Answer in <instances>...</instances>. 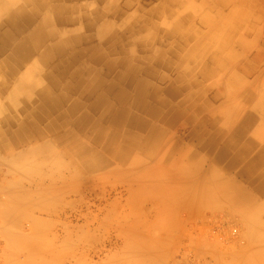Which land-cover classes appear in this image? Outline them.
I'll return each mask as SVG.
<instances>
[{
	"label": "crops",
	"instance_id": "1",
	"mask_svg": "<svg viewBox=\"0 0 264 264\" xmlns=\"http://www.w3.org/2000/svg\"><path fill=\"white\" fill-rule=\"evenodd\" d=\"M21 8L34 21L17 35L11 20ZM160 9L142 5L146 17L123 19L132 7H114L107 0H0V71L13 75L10 87L0 91V166L9 167L0 216L9 229L36 234V240L8 242L15 252L25 250L20 261L10 257L9 264H59L63 252L43 256L55 249L43 240L47 227L39 216L59 214L70 194L67 183L79 182L74 194L111 166L106 153L92 171L78 164L61 167L59 159L45 156L30 161L34 151H49L48 140L41 141L49 136H58L64 146L49 144L60 159L66 158L65 147L82 155L76 151L82 146L85 155L104 144L107 150L120 138L115 154L121 165L136 150L138 164L167 162L164 175L185 180L188 200L248 222L245 249L235 241L241 249L223 264H264V207L259 205L264 202V69L252 63L255 54L236 64L250 48L240 46L214 56L221 62L216 69L203 68L208 56L188 52L185 23L151 19ZM46 30L51 35L46 41L37 36L33 42L34 32ZM31 43L24 58L16 53L21 44L27 52ZM56 118L57 128L48 132ZM33 127L47 133L33 136ZM19 129L24 136H14ZM130 136L138 145L127 147ZM9 159L22 164L11 167ZM34 166L39 167L33 171Z\"/></svg>",
	"mask_w": 264,
	"mask_h": 264
},
{
	"label": "rangeland",
	"instance_id": "2",
	"mask_svg": "<svg viewBox=\"0 0 264 264\" xmlns=\"http://www.w3.org/2000/svg\"><path fill=\"white\" fill-rule=\"evenodd\" d=\"M107 2L118 8L128 4L132 7L130 12L123 14V19L129 14L146 17L139 11L140 7L154 4L161 11L155 14L156 17L151 16L152 20L185 23L182 33L188 30L191 35L188 39V52L193 51L199 54L198 57L208 56H204L205 59L201 61L203 68L216 69L221 62L214 61V56L221 52H233L240 46L242 51L245 47L250 48L236 64L247 63L249 57L255 54L252 63L264 69V0ZM228 37L229 45L223 47ZM58 138L49 136L41 141L48 140L49 144L64 147ZM132 138L126 137L127 147L138 145L136 139ZM39 139L34 138L33 142ZM78 140L82 144L88 143L82 137ZM49 144L48 152L34 151L30 154V161L45 156L55 163L59 159L60 166L67 168L75 166L78 161V165L92 171L99 168L105 153L113 159L108 170L99 172L102 176L90 179L87 186L83 184L74 194L72 188L78 186L75 183L79 182L66 184L65 192L70 194L60 203L59 214L39 216L38 219L43 220L47 227L43 240L52 242L55 249L43 256H50L54 251H59L61 255L63 252L59 264H147L153 259L160 264H223L225 259L241 249L234 245L235 241H242L240 246L242 250L245 249L249 236L246 232L248 222L240 215H232L227 211L203 209L200 200H188V184L185 180L164 175L167 162L157 160V163L138 164L134 153L136 150L130 152L129 161L121 165L122 160L115 154L118 152L120 138L112 146H106L107 150L104 144L95 148V153L83 156L68 152L65 147L67 161L62 156L61 159L59 155L56 156ZM87 146L94 147L91 144ZM9 163L12 167L21 165L22 161L9 159ZM38 167L34 166L32 170ZM8 171L7 165L0 166V208L7 198V191L1 189H4ZM259 205L264 207V202ZM26 229L29 230L28 225ZM26 233L9 229L0 216V264H9L10 257L14 256V259L20 261L19 254L22 251L24 254L25 250L15 252L8 247V242L24 237L28 241L36 240V234ZM254 250L251 248L248 252Z\"/></svg>",
	"mask_w": 264,
	"mask_h": 264
},
{
	"label": "bare ground",
	"instance_id": "3",
	"mask_svg": "<svg viewBox=\"0 0 264 264\" xmlns=\"http://www.w3.org/2000/svg\"><path fill=\"white\" fill-rule=\"evenodd\" d=\"M157 10V9H156ZM161 10V9H160ZM164 12V11H163ZM208 17V16H207ZM205 18V17H204ZM14 24V27H15V33L17 35L19 34H22L24 32V28L26 26H31L33 21H34V15L32 13H28V12H25L24 8H21L19 9L18 11H15L13 14H12V20H11ZM206 21V20H205ZM247 23V22H246ZM209 24V23H208ZM231 28V27H230ZM46 32V33H45ZM44 32V34H40V35H37L35 32L34 34L31 36V39L33 40V42L35 41V39L37 38V36H40L42 41L43 39L46 41L51 35L50 33L46 30ZM171 33V32H169ZM171 35V34H170ZM33 43L30 44L29 46V50L27 52H25V49H26V45L25 44H21L17 47L16 49V53L19 55V56H22L24 58V55L25 54H28L33 48H32V45ZM35 47V46H34ZM227 49V48H226ZM19 60H17V63H18ZM19 64V63H18ZM13 79V75H10V74H6L4 73L3 71H0V91H6L10 85H11V81ZM194 80V78H193ZM191 81V80H190ZM194 94V93H193ZM191 95V94H190ZM10 98V97H9ZM10 99L13 100V98L11 97ZM14 112V111H13ZM264 116V115H263ZM57 118L54 119V123L49 125L46 127V128H49L48 132H52L53 130L55 131V129L57 128V122H56ZM7 123V122H6ZM45 128V129H46ZM33 136H40L42 133L46 134L47 132H42L40 131L39 127L35 128L33 127ZM41 133V134H40ZM25 134V131H23L22 129H19V130H16L14 136H24ZM110 137V136H109ZM86 149L83 148L82 146H79L76 148V151L77 153H84ZM87 151V150H86ZM87 153V152H86ZM87 154H90V153H87ZM83 156V155H82ZM81 156V157H82ZM88 156V155H87ZM86 159V157L84 158ZM83 159V160H84ZM258 161V160H256ZM262 161V160H261ZM82 162V161H81ZM253 163V162H252ZM75 164V163H74ZM77 164V163H76ZM86 164V163H85ZM247 166V165H246ZM81 167V166H80ZM250 167V166H249ZM248 167V168H249ZM90 170V169H89ZM250 170V169H249ZM254 173V172H253ZM211 207V206H210Z\"/></svg>",
	"mask_w": 264,
	"mask_h": 264
}]
</instances>
